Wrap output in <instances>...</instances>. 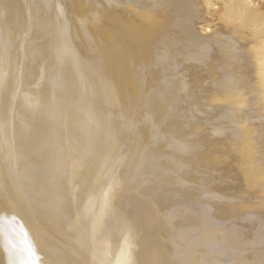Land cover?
I'll return each mask as SVG.
<instances>
[{"label": "bare ground", "instance_id": "1", "mask_svg": "<svg viewBox=\"0 0 264 264\" xmlns=\"http://www.w3.org/2000/svg\"><path fill=\"white\" fill-rule=\"evenodd\" d=\"M15 1L0 264H264V0Z\"/></svg>", "mask_w": 264, "mask_h": 264}, {"label": "rangeland", "instance_id": "2", "mask_svg": "<svg viewBox=\"0 0 264 264\" xmlns=\"http://www.w3.org/2000/svg\"><path fill=\"white\" fill-rule=\"evenodd\" d=\"M16 2H17V0L15 1V3ZM25 4H26V7H25L26 8V12H25L26 13V20L25 21L27 23L25 22L24 34L23 35L26 36V33H27L28 37L26 36V38H31L32 34H34L37 30L38 31H41L42 29L45 30V27L47 26L45 24H47L49 22V20H51L53 14H55V9H54V6H52V5L50 6L49 5V2L47 4H44V3H40L39 0H27V3H25ZM57 9H58V7L56 8V10ZM26 27H27V29H26ZM44 35H45V37L48 36L46 33ZM48 57L49 56H46L45 59H47ZM45 59H43L41 62H43V61L45 62ZM207 192H210V191H207ZM226 193H223V195H228ZM212 201L213 202L217 201V199H212ZM222 202H224V201H222ZM214 215H215L216 218H214ZM224 219H226L227 221L224 220ZM231 222H232V220L227 214H225L223 216H219V215H216V212L214 211V209H211L209 218L207 219L205 226L207 227L206 228L207 231H209V230L212 231L217 226H221L222 225L221 227L227 231V229L229 228ZM211 228H213V229H211Z\"/></svg>", "mask_w": 264, "mask_h": 264}]
</instances>
